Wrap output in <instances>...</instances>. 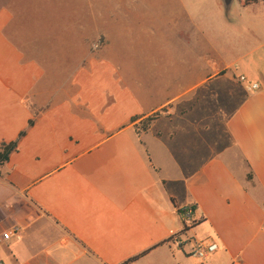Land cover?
<instances>
[{"label":"crops","instance_id":"1","mask_svg":"<svg viewBox=\"0 0 264 264\" xmlns=\"http://www.w3.org/2000/svg\"><path fill=\"white\" fill-rule=\"evenodd\" d=\"M237 2L116 0L115 47L61 65L2 6L0 264H264V1Z\"/></svg>","mask_w":264,"mask_h":264},{"label":"rangeland","instance_id":"2","mask_svg":"<svg viewBox=\"0 0 264 264\" xmlns=\"http://www.w3.org/2000/svg\"><path fill=\"white\" fill-rule=\"evenodd\" d=\"M233 1L226 14L230 18L240 11ZM115 4L116 0H0V9L7 7L14 17L4 35L28 59L47 65L80 64L88 55L115 47ZM145 125L143 121L140 129Z\"/></svg>","mask_w":264,"mask_h":264},{"label":"built area","instance_id":"3","mask_svg":"<svg viewBox=\"0 0 264 264\" xmlns=\"http://www.w3.org/2000/svg\"><path fill=\"white\" fill-rule=\"evenodd\" d=\"M240 81H244V78L241 77ZM253 90L257 88L256 85H253L251 87ZM182 216L184 218L185 223H190L191 221V209H186L183 213ZM19 228L18 227H14L12 228L10 231H8L7 233H5L3 235V240H8L11 237H15L17 240H20V235H19ZM174 242L176 243L177 246L181 247L182 246V241L179 237H176L174 239ZM217 250V245L215 243H209V244H205L203 242L200 243H196L193 247L192 250V255L200 258V259H206L209 255L213 254L214 252H216Z\"/></svg>","mask_w":264,"mask_h":264},{"label":"trees","instance_id":"4","mask_svg":"<svg viewBox=\"0 0 264 264\" xmlns=\"http://www.w3.org/2000/svg\"><path fill=\"white\" fill-rule=\"evenodd\" d=\"M239 1L243 7H246V6H249V5L258 3L260 1H264V0H239ZM147 120H148V122L146 123V125L142 129L144 131L147 130L150 122L153 119H147ZM133 121H135V119ZM31 125L32 124L29 123V126H31ZM23 136H25V132H22L20 134L19 139L22 138ZM17 146H18V140L15 142H11V143H0V166L9 161L10 155L12 154V152H14L17 149ZM132 260H134V259H132Z\"/></svg>","mask_w":264,"mask_h":264},{"label":"water","instance_id":"5","mask_svg":"<svg viewBox=\"0 0 264 264\" xmlns=\"http://www.w3.org/2000/svg\"><path fill=\"white\" fill-rule=\"evenodd\" d=\"M233 0H222V3L224 5V8L226 11H229L231 5H232Z\"/></svg>","mask_w":264,"mask_h":264}]
</instances>
